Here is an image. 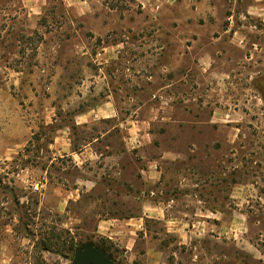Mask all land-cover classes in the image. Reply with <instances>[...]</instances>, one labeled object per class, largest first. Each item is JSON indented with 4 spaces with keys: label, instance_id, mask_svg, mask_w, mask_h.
Listing matches in <instances>:
<instances>
[{
    "label": "rangeland",
    "instance_id": "obj_1",
    "mask_svg": "<svg viewBox=\"0 0 264 264\" xmlns=\"http://www.w3.org/2000/svg\"><path fill=\"white\" fill-rule=\"evenodd\" d=\"M60 1L52 0L37 20L21 0H0V264H72L71 249L86 242H105L119 264H133L124 248L97 234V224L105 217L140 215L139 196L150 192L134 156L121 155L115 166L106 161L82 166L53 153L57 130L71 124L78 96L103 93L110 79L104 72L80 89L77 80L73 87L40 75L39 61L52 62V52L59 53L40 30L86 42L95 68L93 58L103 46L123 42L114 80L121 91L120 118L160 111L153 116L156 144L145 152L155 159L171 157L160 164L166 177L156 189L162 200L178 201L168 215L192 220L200 210H237L232 186L253 185L254 195L244 198L252 201L246 210L257 246L255 197L264 196V12L249 14L253 3L245 0H86L90 16L71 22L59 16ZM65 25L69 34L55 32ZM97 32L104 37L96 40ZM61 49V56L77 53L72 44ZM153 94L161 104L148 100ZM99 128L80 130L77 138L86 143ZM112 166L121 174L113 176ZM146 226L154 238L144 230L138 234L136 251L143 257L135 264H144L149 247L164 251L161 264H262L257 252L196 238L179 245L161 222Z\"/></svg>",
    "mask_w": 264,
    "mask_h": 264
},
{
    "label": "crops",
    "instance_id": "obj_2",
    "mask_svg": "<svg viewBox=\"0 0 264 264\" xmlns=\"http://www.w3.org/2000/svg\"><path fill=\"white\" fill-rule=\"evenodd\" d=\"M168 1L170 2V0ZM180 1L185 2L186 0ZM194 1L198 2L199 0ZM200 1L209 3L211 0ZM245 1L253 3L248 7L250 10L248 11L249 14L264 12V0ZM21 3L27 9L29 16L33 17L36 15V19L41 20L49 5L52 4V0H21ZM60 3L64 7V12L59 16L64 15V19L69 18L73 22L75 19H83L90 16L91 11L88 8L89 4L86 0H61ZM43 27L45 29V26ZM70 30L71 28L65 25L59 28L58 31L56 29L55 32H67L69 34ZM40 33L46 35L45 38L48 40L49 47L52 46L51 49L54 52L58 51L61 53V48L65 44H72L77 52L72 58L61 56L59 53L58 55H54L52 52V62L48 61V63H45V58L39 61L38 64L42 66L39 71L40 75L46 76L48 74L52 82L72 83L73 87L74 82L77 80L81 82L77 85L80 89L87 88L88 84H95L98 79H102L104 72V78L108 77L110 79L106 83L107 87L103 93H94L93 95L84 93L78 96V103L71 109V124L63 125V127L57 130V134L52 142V148L55 150L53 153H65L74 161H77V165L82 166L85 162L89 161H98L100 163L106 161L115 166L116 163L119 164L121 162V155L134 156L136 163L141 164L138 168V177L150 187L149 194H145L143 198L139 196L141 199L140 215L129 216L123 219L115 217L101 218L98 220L97 234L116 242L119 247L124 248L128 260L133 264L140 257H143L136 251V237L138 234L144 230L147 238H154L152 237L154 232L149 231L146 226L151 221L161 222L167 234L175 236L179 245L190 244L194 238H196L195 240L198 243L205 242L214 245L215 242L220 241L226 246H232L240 250V252L248 254L257 252V254H254L255 258L264 264V251L260 249L261 247L264 248V196L257 194L255 197L260 200L255 209L257 214L255 221L257 246H254L251 240L249 232L252 224L249 219L250 213L246 210L252 201L246 197L244 198V195H254L253 191H256V187L253 185L235 184L232 186L230 198L234 200L233 203L239 208L237 210H233L231 207L230 211H225L224 213L200 210L201 213H195V217L193 216L192 220L188 219L186 217L188 215L186 214L184 215L185 217L181 215H168L173 204H176L178 201L175 198L162 200L158 197L156 189L162 186L166 177L162 168H160V164L164 158L171 157L168 154L163 155L161 159H155L153 158V154L151 155L148 152L149 155L145 152V149H150V147L156 144L152 130L153 116L160 111L153 108L149 110L150 115L148 116L134 117V115H131L125 120L120 118L119 101L121 91L116 85L114 86V80L120 72V66H122L123 50H126L125 44L123 42H113L112 44L103 46L102 50L95 54L96 58H93L94 64H97V68H95L90 64L89 48L86 42H80L74 36L68 37L66 35L64 38L52 36V34H55L52 30H40ZM94 34H96V40L104 37V33L97 32ZM137 44L140 48L139 43ZM44 45L42 43L40 46L43 47ZM47 67H52V69L50 68L48 72ZM16 74L23 73L16 72ZM65 86L67 89L69 88V86ZM135 98L139 99L138 95H134V100ZM128 99L133 98L130 96ZM148 100L158 101L157 95H151ZM158 102L162 103V101ZM137 107L138 109H134V112H137L141 105L138 103ZM96 126H101L98 129L99 133L88 142L83 143L82 137L81 139L77 138L78 131L92 130ZM102 148L103 150H101ZM138 154H141L139 159L137 158ZM114 166L111 169L113 176L120 175L121 170L116 169ZM102 172L106 177L108 172L105 169ZM99 177L104 176L100 173ZM88 183L90 186H95V188L98 185L97 182L90 181ZM126 198H131L130 194L127 193ZM251 248L255 249V251H252ZM163 257V250L149 247L144 254V264H161ZM231 260L234 262L235 259Z\"/></svg>",
    "mask_w": 264,
    "mask_h": 264
},
{
    "label": "water",
    "instance_id": "obj_3",
    "mask_svg": "<svg viewBox=\"0 0 264 264\" xmlns=\"http://www.w3.org/2000/svg\"><path fill=\"white\" fill-rule=\"evenodd\" d=\"M72 264H119L103 247L86 242L74 251Z\"/></svg>",
    "mask_w": 264,
    "mask_h": 264
},
{
    "label": "trees",
    "instance_id": "obj_4",
    "mask_svg": "<svg viewBox=\"0 0 264 264\" xmlns=\"http://www.w3.org/2000/svg\"><path fill=\"white\" fill-rule=\"evenodd\" d=\"M100 246L101 247H103L107 252H109L110 253V250H109V248L106 246V243L105 242H102L101 244H100ZM71 251H72V253H71V261L73 260V255H74V251H75V249H74V247L71 249ZM70 258V257H69ZM114 260H115V262H117V260L114 258ZM118 263V262H117Z\"/></svg>",
    "mask_w": 264,
    "mask_h": 264
}]
</instances>
